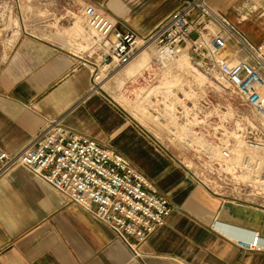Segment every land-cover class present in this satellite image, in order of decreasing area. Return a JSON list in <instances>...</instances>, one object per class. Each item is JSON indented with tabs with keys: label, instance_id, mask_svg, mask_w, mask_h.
<instances>
[{
	"label": "crops",
	"instance_id": "1",
	"mask_svg": "<svg viewBox=\"0 0 264 264\" xmlns=\"http://www.w3.org/2000/svg\"><path fill=\"white\" fill-rule=\"evenodd\" d=\"M73 2L102 4L112 18L145 36L183 0ZM208 2L257 47L264 41L257 0ZM79 26L66 32L78 34ZM13 32L17 40L4 60L0 40V151L19 150L48 119L62 116L73 132L123 154L172 210L135 254L108 225L15 166L0 178V264H264V249L238 244L247 246L238 238L252 234L264 244V197L249 190L213 193L195 181L172 156L173 148H162L111 92L91 90L92 68L81 50L86 45L75 51L63 46L66 38L28 32L17 38L19 30Z\"/></svg>",
	"mask_w": 264,
	"mask_h": 264
},
{
	"label": "built area",
	"instance_id": "2",
	"mask_svg": "<svg viewBox=\"0 0 264 264\" xmlns=\"http://www.w3.org/2000/svg\"><path fill=\"white\" fill-rule=\"evenodd\" d=\"M82 17L88 44L84 63L92 68L91 90L103 89L99 83L103 71L112 74L127 66L141 47L152 46L161 65L186 52L206 76L229 88L249 107L261 128L248 118L262 132V139L239 128L246 116L227 118L221 113L207 114L206 109L198 113V104L186 100L189 113L178 105L185 114L177 112V124L171 127L175 143L167 139L173 151L164 144L162 148L169 149L195 181L213 193L249 190L264 197V53L244 32L208 0H183L145 36L112 18L102 4H84ZM188 134L202 141V146L191 148L202 156L201 162L195 161L194 152L186 163L176 156L185 148L189 154L183 141L178 142ZM15 166L27 168L108 225L135 254L172 210L169 200L123 154L73 132L62 116L48 119L19 150L0 151V178ZM238 239L247 242V246L238 242L243 248L264 249L257 234Z\"/></svg>",
	"mask_w": 264,
	"mask_h": 264
},
{
	"label": "rangeland",
	"instance_id": "3",
	"mask_svg": "<svg viewBox=\"0 0 264 264\" xmlns=\"http://www.w3.org/2000/svg\"><path fill=\"white\" fill-rule=\"evenodd\" d=\"M83 5L78 7L73 0H0V40L2 46V59H5L6 54L17 40L14 38L13 31L15 29L19 30L17 38H19L21 34L28 32L39 35L47 40L66 38L63 46L74 48L75 51L80 49V44L86 45L87 47V33L84 30V21L82 17ZM256 5L262 6L261 12L258 10V15L261 19H264L263 1L257 0ZM15 22H18V24H14ZM75 23H80L81 25L79 26V33L69 34L66 32L69 31L67 28L73 26ZM237 23L241 24L244 22ZM70 39L75 41L72 42ZM259 45L261 46H259L261 52L264 53V41L259 43ZM86 47L81 50H85ZM147 50L151 53L154 66H162L155 60L153 47H147ZM182 53L184 52H181V54ZM137 59H139V57H135L130 63H135ZM189 60L190 66L179 72L172 70L171 78H182L183 81L182 88L175 91L176 99L174 106L177 112L185 114L183 110L179 111L181 108L178 105L181 104L182 109L185 107L184 109L189 113L190 108L186 104L187 100L188 102L198 104V110H196L198 113L206 109L205 112L207 114L218 115L221 113L227 118H232L238 114L244 115L246 116L244 122L241 124L239 123V127L247 121L253 125L254 123L258 124L260 127V122L257 120L252 110L242 105L237 96L229 88L223 87L222 85L220 86L214 79L206 76L190 56ZM127 66L114 71L110 74L112 75L111 78H109V75L103 84L100 81L99 83L102 85L103 89L111 92L119 102H122L125 109L139 121L145 130L158 137L167 147H171L167 144V139H171L170 134L173 130H171V127L176 126L177 122H175V119L178 113L172 115V112L168 109L169 103L164 99V96H159L156 90H152L153 85L146 87V84H142L143 79L141 78L143 76L139 75L136 77L134 74L126 73ZM191 69H196L198 72L191 71ZM147 77L150 76L148 75ZM214 85H216V87ZM118 94L122 96H118ZM130 104L131 106H129ZM137 109L141 110L143 113H141V111L138 112ZM195 114L196 112L194 115ZM191 136L192 135L188 134L183 138L180 136V139H178V142L182 140V145L186 146L190 151L189 154H187V149L185 148L183 152H176V156L184 163L187 162L188 157L192 158L191 155L194 150L191 148H196V146L193 145L202 144V141H200L198 137H196V140ZM171 141L175 143V140L171 139ZM195 155L197 156L195 157V161L201 162L202 156L199 153H195Z\"/></svg>",
	"mask_w": 264,
	"mask_h": 264
},
{
	"label": "bare ground",
	"instance_id": "4",
	"mask_svg": "<svg viewBox=\"0 0 264 264\" xmlns=\"http://www.w3.org/2000/svg\"><path fill=\"white\" fill-rule=\"evenodd\" d=\"M136 57H139V59H137L135 63L128 64L126 68V73L134 74V76L136 77L139 75L143 76L141 78L143 79L142 84H146V87L147 86L150 87L149 85L151 86L153 85L152 90H156L159 93V96L162 95L165 97L164 99H166V101L169 103L168 104L169 111L172 112V115H175V113H177L175 106H174L175 99H176L175 91L182 88L183 81H182V78H171L172 70H176L179 72L180 70H183L184 68L190 66L189 55L185 52L182 54L180 53L178 56H176L172 60H169V61L163 60L164 64L159 67L154 66V63H152L151 53L150 51L147 50V47H144V46L141 47ZM191 71L198 72L196 69H191ZM148 75L150 77H147ZM108 76L109 74L106 71H103L101 73V77L99 81L103 84V82L106 80V78H108ZM214 86L216 87V85ZM118 96H122V95H118ZM179 104H180V101H179ZM129 106H131V104ZM139 111L141 110H138V112ZM170 112L169 114L171 115ZM141 113L143 112L141 111ZM239 128L246 129L250 137L259 138V139L263 138L262 132L249 121H247L245 124L240 125Z\"/></svg>",
	"mask_w": 264,
	"mask_h": 264
}]
</instances>
